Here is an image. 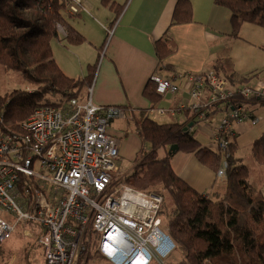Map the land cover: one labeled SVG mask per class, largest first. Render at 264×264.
<instances>
[{"label": "built area", "instance_id": "2783aa9c", "mask_svg": "<svg viewBox=\"0 0 264 264\" xmlns=\"http://www.w3.org/2000/svg\"><path fill=\"white\" fill-rule=\"evenodd\" d=\"M66 9L86 11L78 0H69ZM185 79L189 103L170 110L155 107L148 114L186 110L204 121L219 113L213 137L221 162L215 173L225 178L232 125L257 121L247 104L264 102V81L230 85L213 69ZM149 81L162 96L180 90L156 72ZM123 115L120 106L94 103L90 88L83 97L36 108L21 122V132L3 131L0 111V246L21 224L37 231L41 264H86L82 256L91 231V253L101 258L94 261L167 264L176 244L166 231L163 195L119 181L118 141L108 126Z\"/></svg>", "mask_w": 264, "mask_h": 264}, {"label": "trees", "instance_id": "16d2710c", "mask_svg": "<svg viewBox=\"0 0 264 264\" xmlns=\"http://www.w3.org/2000/svg\"><path fill=\"white\" fill-rule=\"evenodd\" d=\"M68 1L0 0V66L18 73L22 81L31 86L13 89L1 98V129L5 132H21V122L36 108L83 97L91 84L95 66L88 67L89 71L83 77H70L53 58L51 42L60 40L57 25L64 30V40L68 44L84 41L67 22ZM101 2L107 4L109 0ZM213 2L229 10L230 35L233 37H238L243 23L264 27V0ZM109 7L116 10L118 6L111 2ZM191 20L190 1L176 0L170 25ZM153 48L160 70H173L165 63L176 48L169 29L164 37L153 42ZM211 66L228 80L234 75L227 56L214 58ZM143 95L151 102L137 126L144 146L138 151L132 168L119 181L135 189L163 195L166 231L181 253L176 264H264V196L250 181L248 166L233 155L235 145L230 142L223 192L212 196L198 192L173 171V154L194 153L213 172L217 171L221 156L202 146L187 127L160 123L149 116L148 110L155 108L162 97L151 81L144 86ZM171 145L178 149L168 152ZM249 151L253 162L264 167V132L252 141ZM87 235L89 241L82 256L86 264L101 259L91 253L90 240L94 237L91 231ZM2 256L0 247V258Z\"/></svg>", "mask_w": 264, "mask_h": 264}, {"label": "crops", "instance_id": "0c3cea01", "mask_svg": "<svg viewBox=\"0 0 264 264\" xmlns=\"http://www.w3.org/2000/svg\"><path fill=\"white\" fill-rule=\"evenodd\" d=\"M78 1L86 11L68 12L66 18L84 41L68 44L60 34V40L54 39L57 53L53 51V58L70 77H83L88 67L95 66L87 88L91 89L92 101L120 106L124 112L108 126L109 133L118 141L120 160L134 161L144 146L137 126L151 107V102L143 95V88L152 73H159L180 87L177 93L162 96L156 104L168 110L176 109L178 103L190 102L186 74L212 69L211 63L216 57L229 58L234 73L230 80L227 79L230 85L255 78L264 81V46L257 48L241 33L238 37L231 36L230 12L215 5L213 0H189L192 20L175 25H170V21L176 0H109L107 4L101 0ZM111 2L118 6L116 10L109 7ZM108 29L113 30L109 36ZM167 29L176 48L165 63L173 70H160L153 42L164 37ZM247 108L257 121L233 123V155L248 166L250 181L264 196V167L253 162L249 151L252 141L264 132V102H250ZM150 117L160 123H177L189 128L202 146L215 150L213 134L219 117L196 121L186 110ZM160 153L163 154V150ZM171 166L182 180L202 194L212 196L224 190V178L216 177L194 153H174Z\"/></svg>", "mask_w": 264, "mask_h": 264}, {"label": "rangeland", "instance_id": "374dc122", "mask_svg": "<svg viewBox=\"0 0 264 264\" xmlns=\"http://www.w3.org/2000/svg\"><path fill=\"white\" fill-rule=\"evenodd\" d=\"M250 24V23H247ZM248 27L243 23L239 30L238 35L241 33L250 39L252 44H255L257 48L261 45L264 46V27L261 26ZM52 53H57V48L54 40L51 42ZM16 88L28 89L31 88L27 83L22 81L20 75L10 70H4L0 66V100L8 94L11 90ZM218 118L220 114H215ZM133 161L126 159H119L118 177L121 176L132 168ZM165 218V216H164ZM165 220V219H164ZM37 231L34 228L19 225L12 233L11 237L4 241L0 246L3 253V258H0V264H41L42 254L41 248L37 244ZM181 259V253L175 251L170 260H167V264H176ZM88 264H104L101 261H90Z\"/></svg>", "mask_w": 264, "mask_h": 264}, {"label": "water", "instance_id": "95a60500", "mask_svg": "<svg viewBox=\"0 0 264 264\" xmlns=\"http://www.w3.org/2000/svg\"><path fill=\"white\" fill-rule=\"evenodd\" d=\"M177 149H178V147H177L176 145H171V146L169 147L168 152H175Z\"/></svg>", "mask_w": 264, "mask_h": 264}, {"label": "bare ground", "instance_id": "6f19581e", "mask_svg": "<svg viewBox=\"0 0 264 264\" xmlns=\"http://www.w3.org/2000/svg\"><path fill=\"white\" fill-rule=\"evenodd\" d=\"M235 83V82H234ZM215 112H217V111H215ZM218 114V113H217ZM210 116H211V114H210ZM215 116V115H214ZM211 148H213V147H211ZM164 150V149H163Z\"/></svg>", "mask_w": 264, "mask_h": 264}]
</instances>
